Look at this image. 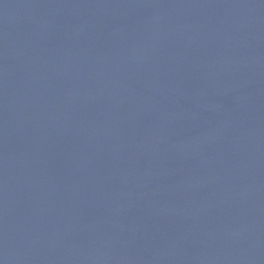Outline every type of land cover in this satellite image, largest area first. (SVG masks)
Returning <instances> with one entry per match:
<instances>
[{
	"label": "water",
	"instance_id": "1",
	"mask_svg": "<svg viewBox=\"0 0 264 264\" xmlns=\"http://www.w3.org/2000/svg\"><path fill=\"white\" fill-rule=\"evenodd\" d=\"M0 264H264V0H0Z\"/></svg>",
	"mask_w": 264,
	"mask_h": 264
}]
</instances>
